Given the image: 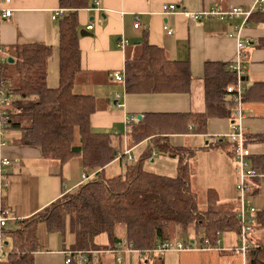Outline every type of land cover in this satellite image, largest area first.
Returning a JSON list of instances; mask_svg holds the SVG:
<instances>
[{"label":"crops","instance_id":"0c3cea01","mask_svg":"<svg viewBox=\"0 0 264 264\" xmlns=\"http://www.w3.org/2000/svg\"><path fill=\"white\" fill-rule=\"evenodd\" d=\"M253 1L89 0L90 4L76 13L81 71L76 77L73 92L90 94L98 101V108L90 115L91 128L97 132L113 133L124 129V133L114 136V142L118 143L120 138V150H137L136 158L147 146L150 149L148 160H153L155 153H163L151 143L150 137L132 143L130 136L125 133L127 120H140L146 113L204 112L205 65L209 62L229 64L235 54V38L229 34L235 31L238 19L233 22H223L215 18L195 20L187 16L185 11L194 12L206 8L225 10L234 5L249 7ZM163 4H175L177 8L164 13L161 11ZM59 7L58 0H0V47L7 50L13 45L34 42L51 46L46 74L47 86L51 88L57 87L59 83L60 18H51L52 11ZM6 9L11 11L10 15L2 16V11ZM135 16L139 20V28L133 27ZM165 24L170 27V34L164 31ZM88 25H91L90 29L86 28ZM81 29H86L90 34L80 35ZM242 35L248 44L244 55V76L247 78V87L250 88L255 83L264 82V47L258 46L259 40L264 38V22L250 21L242 29ZM123 39L128 41L125 46L121 45ZM144 42L160 47L170 60L187 62L191 75L189 91L128 93L125 91V83L113 78L114 73L124 72L126 57L133 58ZM116 94H119L117 98ZM221 108L224 113L209 117L204 131L190 128L193 126L191 122L187 125L186 132L168 136L170 145L193 150L189 157L190 164L192 160H197L196 157L201 156L198 155L200 152L204 154L210 147L219 151L223 166L228 165L229 170L216 181L218 185L210 184L205 188V191L212 188L217 192L218 204L231 198L227 196H236V173L229 144L224 137L229 131L234 111L229 96L221 103ZM244 108L246 118L243 125L251 160L254 156L264 155V102L248 98ZM138 114H141L139 119ZM5 135L6 144L1 148V154L10 158L12 163L8 168V186L0 194V206L7 209L9 217L6 225L0 228L4 238L5 232L17 228L21 220L33 216L62 195L76 190L99 170L84 167L80 154H75L63 162L44 158L39 147L19 143L20 132L16 129L8 128ZM74 143L79 144L77 130ZM116 161L119 160L114 159L105 168ZM83 173L88 175V179H82ZM224 184L226 188L223 187ZM227 188L230 192H227ZM252 202L257 210L264 209V178L255 180ZM44 230L47 232L45 226ZM229 233L232 232L221 235L217 249L195 247L188 250H168L166 255L158 257L159 262L158 258H148L140 251L126 250L120 253L121 259L117 262V254L112 250L124 236V231L117 228L115 241L107 233L94 237V249L100 252L95 260L87 264H244L241 255L229 249L236 245V234ZM193 235L189 233L186 238H193ZM37 241L33 264H65L64 251L72 249L74 238L66 229L64 233L47 232V235L38 232Z\"/></svg>","mask_w":264,"mask_h":264},{"label":"trees","instance_id":"16d2710c","mask_svg":"<svg viewBox=\"0 0 264 264\" xmlns=\"http://www.w3.org/2000/svg\"><path fill=\"white\" fill-rule=\"evenodd\" d=\"M58 2L66 13L60 18L58 28L57 87H48L46 83L51 46L34 42L13 45L7 50L1 47L5 55L13 59L0 68V79L12 96L7 129L18 130L19 143L39 147L44 158L63 162L80 154L84 167L100 171L76 190L62 195L60 198H65L60 204L55 203L58 198L33 216L21 220L14 230L6 231L4 241L9 245L10 253L0 259V264H33V252L38 247V223H43L48 233H64L67 229L74 238L72 250L83 251L96 247L94 237L100 233H107L115 241V232L120 228L124 236L119 241L125 240L126 245L146 257L156 245L170 240L171 225L192 231L203 249H217L222 233L232 232L236 234L238 245L229 248L230 251L240 254L244 264H264V209H256L253 230L248 235L250 248L244 255L237 252L240 224L235 210L224 212L220 209L218 194L212 188L205 191L200 202L191 186L188 165L193 150L174 147L168 142L169 134L186 132L189 123H193V130L204 131L209 117L224 113L221 103L226 96L231 99L226 87L235 78L228 64L209 62L205 65L204 112L146 113L140 120L128 119L126 122L125 133L132 143L150 137L160 152L177 156L175 175L144 168L150 152L147 146L136 160L126 163L122 174L106 176L105 166L114 159L122 160L117 157L123 151L118 148L121 139L118 143L113 139L120 134L94 131L90 126V115L98 108V101L90 94L73 92L81 71L76 13L90 3L89 0ZM250 21L264 22V12H254L248 24ZM258 46L264 47V38L259 40ZM124 76L128 93L187 92L190 89L187 62L170 60L160 47L147 42L142 43L133 58L126 57ZM248 98L264 102V82L246 87L244 104ZM76 130L77 145L74 143ZM250 165L264 176V155L254 156ZM203 236L208 238V243L203 242Z\"/></svg>","mask_w":264,"mask_h":264},{"label":"built area","instance_id":"2783aa9c","mask_svg":"<svg viewBox=\"0 0 264 264\" xmlns=\"http://www.w3.org/2000/svg\"><path fill=\"white\" fill-rule=\"evenodd\" d=\"M9 2L10 0H4ZM97 2H95V5ZM177 6L175 4H163L161 6V11L164 13H169L176 10ZM264 12V0H254L249 7L244 8L242 6H232L226 10H221L219 8H206L199 11L188 12L185 14L195 20L216 18L219 20L238 19L239 23L235 25V31L230 36L235 38V54L233 60L228 64V68L234 74V82L226 87V92L230 93L231 103L233 104L234 111L232 115V120L229 123V131L224 134V137L230 144V153L233 156V160L236 164L234 165V171L236 173V184L235 190L238 196V207L235 209V216L240 224V234L239 241L240 245L237 247L236 251L241 252L244 255L246 250L250 248L251 244L248 241V235L252 233L253 225L255 223V213L256 206L251 202V197L253 194L255 186V178L262 177L263 174L259 170L253 168L250 165V154L251 151L247 146L245 137V128L243 125V120L246 118V112L244 108V93L246 91L247 83L244 78L245 62L244 55L247 44V40L242 35V29L248 25V21L254 12ZM10 10L2 11V16L10 15ZM66 9L59 7L52 11L51 18L56 20L65 15ZM140 23L137 16L134 17V28H139ZM87 29L91 28V25L86 26ZM163 29L167 34L171 33V29L168 25H163ZM128 41L123 39L121 45L125 46ZM7 61V56L0 47V68ZM124 72H116L113 74V78L117 81L124 82ZM8 86L5 85L0 79V194L2 190L6 189L8 186V168L12 161L7 156L1 154V148L6 144V129L8 126V108L12 101V96L8 93ZM119 94H116V98ZM192 128V127H190ZM122 158L124 164L130 162L133 157L130 155L129 150L124 149L117 156ZM82 179H88V175L82 174ZM247 200V203H245ZM8 211L7 209L0 206V228H3L8 221ZM201 236V235H199ZM198 236V237H199ZM3 233H0V258L2 256H7L10 253L7 243L4 241ZM204 243H208V238L206 236L202 237ZM200 248L199 245L194 246L193 241L185 240L172 241L166 240L149 250V257L159 256L163 251L169 249L175 250H188L191 248ZM126 250H133L129 245H126V241H118L113 250L115 251L116 261L120 262V253ZM109 251V250H107ZM111 251V250H110ZM64 263L65 264H87L96 259L97 254L100 250H66L64 251Z\"/></svg>","mask_w":264,"mask_h":264},{"label":"rangeland","instance_id":"374dc122","mask_svg":"<svg viewBox=\"0 0 264 264\" xmlns=\"http://www.w3.org/2000/svg\"><path fill=\"white\" fill-rule=\"evenodd\" d=\"M244 8H247V7H244ZM211 19H213V17ZM234 20L236 19L226 18V20H220V21L233 22ZM119 133H124V129L120 130ZM129 153L133 157V159L130 162H133L134 160H136L137 150H133V151L130 150ZM221 153L224 155V150H222ZM202 154L203 152H200L198 155H201V156L196 157L197 160H192L191 164L188 160L189 172H190V178H191V186H192V189L197 192V196L200 202H202V200L204 199L205 188L208 187V185L210 184L218 185V182L216 181L224 177L226 175L224 173L229 170L228 165L223 166L222 157L219 151L215 149V147L208 148V151H206L203 155ZM125 165L126 164H124L123 160H121L120 162L116 161L114 164H111L110 166L106 167L104 172L106 176L116 175L125 169ZM176 165H177V159L175 157L173 158L172 156L170 157L168 155H164L163 153H160V154L155 153L153 154V160L146 159L144 161V168L146 170L156 172L159 174L170 175V176L175 175ZM232 165L233 167L234 165L236 166L233 160V156H232ZM262 178H264V176H262ZM226 185H228V182H226ZM223 187L226 188L227 186H225L224 184ZM227 192H230L228 188H227ZM227 197H231V198L221 201L218 207L222 209L224 212H228V211L233 212V210H235L238 207V203H239L237 193L235 197H232V196H227ZM64 198L65 196L58 199L55 203L60 204L61 202H63ZM250 200L252 202V197ZM245 203H247V200H245ZM43 225L44 224L37 225L36 227L37 235H38V232H41L47 235V232L44 230L45 225L44 226ZM6 229H8V227ZM189 233L193 235L192 231H185L183 228L179 226L171 225V227L169 228L168 236H169V239L174 242L176 241L183 242L185 241V239H187V240L193 241L194 246L198 245L197 236L193 235L192 236L193 238H186ZM222 234L225 236V233H222ZM229 234L231 235L232 233H229ZM65 240H66V237H65ZM236 245H238V243H236ZM169 250H175V249H169ZM167 252L168 250L163 251L161 255L163 254L166 255ZM156 258L157 257H153L152 259H156ZM0 259H5V256H2ZM157 262H159V258L157 259Z\"/></svg>","mask_w":264,"mask_h":264},{"label":"water","instance_id":"95a60500","mask_svg":"<svg viewBox=\"0 0 264 264\" xmlns=\"http://www.w3.org/2000/svg\"><path fill=\"white\" fill-rule=\"evenodd\" d=\"M79 34L80 35H86V34H90L86 29H81L80 31H79ZM7 61L8 62H12L13 61V59H12V57H10V56H8L7 57ZM245 81L247 80V78L244 76V78H243ZM141 117V114H138V116H137V118L139 119Z\"/></svg>","mask_w":264,"mask_h":264}]
</instances>
